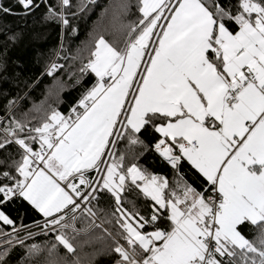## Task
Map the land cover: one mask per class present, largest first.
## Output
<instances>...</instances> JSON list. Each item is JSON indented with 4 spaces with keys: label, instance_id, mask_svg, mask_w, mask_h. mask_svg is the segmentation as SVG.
<instances>
[{
    "label": "snow or ice",
    "instance_id": "obj_1",
    "mask_svg": "<svg viewBox=\"0 0 264 264\" xmlns=\"http://www.w3.org/2000/svg\"><path fill=\"white\" fill-rule=\"evenodd\" d=\"M94 6L0 0V73L58 36L3 76L0 264H264V0H115L69 55Z\"/></svg>",
    "mask_w": 264,
    "mask_h": 264
},
{
    "label": "trees",
    "instance_id": "obj_2",
    "mask_svg": "<svg viewBox=\"0 0 264 264\" xmlns=\"http://www.w3.org/2000/svg\"><path fill=\"white\" fill-rule=\"evenodd\" d=\"M115 0H96V6L92 7L91 10L79 19L76 23L79 29L78 38L72 44V53L76 52L78 47H85L89 41V34L93 33L98 34L103 31V21L102 14L104 13L105 8H108L110 4L114 3ZM135 0H133V3ZM4 24L11 26L13 31H19L24 28V23L22 21H18L15 18L8 17L3 21ZM29 24H31V20H29ZM43 32L45 30L40 28L26 29L24 39L15 47H12L8 51V69L7 73H0V90H7L10 88L11 84L9 81L3 79L4 75L11 76L16 71H22L24 76L32 77L38 75L41 71V64L37 59V49H41L44 52H49L52 48H54L58 42V36L56 35L57 30H49L47 37L44 39H34L32 36V32ZM106 38L110 41L113 40V36L104 33ZM84 42V43H82ZM3 51V37H0V52ZM86 57L88 55L87 51L83 53ZM13 61H19L23 68L21 69L17 65H14ZM65 81H67V77H64ZM53 81L51 78L45 77L33 95L37 98V100L43 99L41 93L44 91L45 85L52 84ZM68 87L61 94V99L63 103L60 105L62 111H67L70 104L74 103L78 98L81 88L79 85L72 87L73 82L67 81ZM91 83L90 79L85 80V86ZM169 178L171 175L169 174ZM29 220H25V223H29ZM39 242V240L37 241ZM103 259L101 258V264H103Z\"/></svg>",
    "mask_w": 264,
    "mask_h": 264
}]
</instances>
